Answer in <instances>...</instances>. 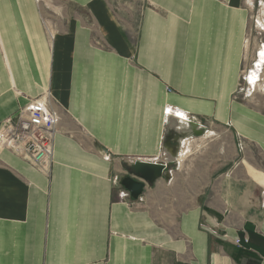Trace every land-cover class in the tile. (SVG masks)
I'll use <instances>...</instances> for the list:
<instances>
[{
	"label": "crops",
	"instance_id": "0c3cea01",
	"mask_svg": "<svg viewBox=\"0 0 264 264\" xmlns=\"http://www.w3.org/2000/svg\"><path fill=\"white\" fill-rule=\"evenodd\" d=\"M47 1L0 0V124L45 91L60 118L48 173L0 149V264H264L244 0ZM137 160L168 179L132 199Z\"/></svg>",
	"mask_w": 264,
	"mask_h": 264
},
{
	"label": "built area",
	"instance_id": "2783aa9c",
	"mask_svg": "<svg viewBox=\"0 0 264 264\" xmlns=\"http://www.w3.org/2000/svg\"><path fill=\"white\" fill-rule=\"evenodd\" d=\"M59 124L53 98L50 92L45 91L19 108L14 117L6 118L0 124V149L11 152L42 173H48ZM241 242L240 239L234 241L238 247L242 246Z\"/></svg>",
	"mask_w": 264,
	"mask_h": 264
},
{
	"label": "rangeland",
	"instance_id": "374dc122",
	"mask_svg": "<svg viewBox=\"0 0 264 264\" xmlns=\"http://www.w3.org/2000/svg\"><path fill=\"white\" fill-rule=\"evenodd\" d=\"M44 2L48 3L47 0H44ZM244 2L249 11V20L238 87L235 94L232 96V100L242 106L252 109L254 112L260 113V115L264 117V0H244ZM58 4L61 5V2L58 1ZM46 10L48 9L46 8ZM56 17L58 16L48 14L47 19L53 21ZM175 112L176 111L168 108V113L171 117L175 116L177 113ZM204 135L205 132L201 133L199 138H202ZM214 135L222 136V140H224L223 131L216 130ZM170 139L171 138L168 136L165 140L167 145L164 146L166 153L169 150H172L175 154L183 151L185 145L180 144V142L170 143ZM221 149L224 151L223 145ZM189 150V144H186L185 151ZM235 150L236 148L233 146V152H235ZM221 155L222 153H218V156ZM251 157L253 159H251L250 163L256 167L264 168V160L261 159V157L257 156L255 153H251Z\"/></svg>",
	"mask_w": 264,
	"mask_h": 264
},
{
	"label": "water",
	"instance_id": "95a60500",
	"mask_svg": "<svg viewBox=\"0 0 264 264\" xmlns=\"http://www.w3.org/2000/svg\"><path fill=\"white\" fill-rule=\"evenodd\" d=\"M167 173L165 164L137 160L127 168L128 176L120 181V185L129 192L132 199H138L146 186L162 178L168 179Z\"/></svg>",
	"mask_w": 264,
	"mask_h": 264
},
{
	"label": "bare ground",
	"instance_id": "6f19581e",
	"mask_svg": "<svg viewBox=\"0 0 264 264\" xmlns=\"http://www.w3.org/2000/svg\"><path fill=\"white\" fill-rule=\"evenodd\" d=\"M172 117H174V116H172ZM172 117H171V115L169 114V118H172Z\"/></svg>",
	"mask_w": 264,
	"mask_h": 264
}]
</instances>
